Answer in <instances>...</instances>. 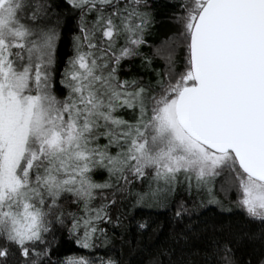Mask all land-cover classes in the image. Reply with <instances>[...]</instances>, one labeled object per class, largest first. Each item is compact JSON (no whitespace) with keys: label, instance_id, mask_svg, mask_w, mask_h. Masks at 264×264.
I'll return each mask as SVG.
<instances>
[{"label":"snow or ice","instance_id":"6c2138e0","mask_svg":"<svg viewBox=\"0 0 264 264\" xmlns=\"http://www.w3.org/2000/svg\"><path fill=\"white\" fill-rule=\"evenodd\" d=\"M169 6L0 0V264H124L146 208L147 264H264V0Z\"/></svg>","mask_w":264,"mask_h":264},{"label":"trees","instance_id":"16d2710c","mask_svg":"<svg viewBox=\"0 0 264 264\" xmlns=\"http://www.w3.org/2000/svg\"><path fill=\"white\" fill-rule=\"evenodd\" d=\"M175 11L169 6V0H157V21L151 43L159 44L162 40L174 31V25L169 22L170 14ZM147 51V49H145ZM139 63V61H135ZM135 70V69H134ZM204 218L220 222H234L240 219V216L222 213L220 208L215 205H208L201 209ZM137 218L148 219L152 224V229L147 232H139L136 230L135 223L130 225V230L127 234V239L131 241L130 245L122 246L119 241L114 242L112 255L118 256L124 261V264H147L148 256L151 252L167 242V232L170 229L167 226L166 214L161 210L144 209L143 212L137 215ZM159 226V227H157ZM65 255H71L74 251V246L68 244L63 249ZM104 254L103 251L100 253ZM240 255H243L241 252Z\"/></svg>","mask_w":264,"mask_h":264},{"label":"rangeland","instance_id":"374dc122","mask_svg":"<svg viewBox=\"0 0 264 264\" xmlns=\"http://www.w3.org/2000/svg\"><path fill=\"white\" fill-rule=\"evenodd\" d=\"M207 206H208V205H207ZM207 206H206V207H207Z\"/></svg>","mask_w":264,"mask_h":264}]
</instances>
